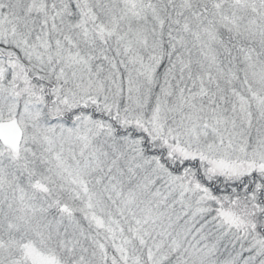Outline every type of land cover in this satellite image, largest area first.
Wrapping results in <instances>:
<instances>
[{"label": "snow or ice", "instance_id": "snow-or-ice-1", "mask_svg": "<svg viewBox=\"0 0 264 264\" xmlns=\"http://www.w3.org/2000/svg\"><path fill=\"white\" fill-rule=\"evenodd\" d=\"M0 264H264V0H0Z\"/></svg>", "mask_w": 264, "mask_h": 264}]
</instances>
